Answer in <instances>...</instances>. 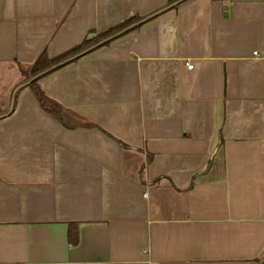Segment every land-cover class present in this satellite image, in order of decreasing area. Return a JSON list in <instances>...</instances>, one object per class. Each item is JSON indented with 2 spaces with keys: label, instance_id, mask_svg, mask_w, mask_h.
Masks as SVG:
<instances>
[{
  "label": "crops",
  "instance_id": "crops-1",
  "mask_svg": "<svg viewBox=\"0 0 264 264\" xmlns=\"http://www.w3.org/2000/svg\"><path fill=\"white\" fill-rule=\"evenodd\" d=\"M0 264H264V0H0Z\"/></svg>",
  "mask_w": 264,
  "mask_h": 264
},
{
  "label": "trees",
  "instance_id": "trees-1",
  "mask_svg": "<svg viewBox=\"0 0 264 264\" xmlns=\"http://www.w3.org/2000/svg\"><path fill=\"white\" fill-rule=\"evenodd\" d=\"M138 18L133 17L132 19L121 23L120 25H117L114 28H111L105 32L100 33L96 37L86 38L84 42L70 50H67L66 53H63L61 55L55 56V57H49L46 53H43L36 61L35 63L29 68L30 69V75L32 77L38 76L40 74H46L51 72V70L55 69V67H58L62 63L68 61L70 58H73L74 56L80 55L82 52H84L85 49H87L90 46H93L95 44L100 43L101 41L107 40L113 36L116 35L117 32L122 31L125 27L128 25H131L132 22L136 21ZM39 77H36L34 80L30 82V86L37 97L38 101L41 102L42 106L49 112L54 113L55 115L59 116L61 115L63 111V107L58 104L55 101H51L45 94L44 90L41 88L40 85H38Z\"/></svg>",
  "mask_w": 264,
  "mask_h": 264
},
{
  "label": "built area",
  "instance_id": "built-area-1",
  "mask_svg": "<svg viewBox=\"0 0 264 264\" xmlns=\"http://www.w3.org/2000/svg\"><path fill=\"white\" fill-rule=\"evenodd\" d=\"M263 1V0H262ZM189 68H193L194 65H192L191 63H188Z\"/></svg>",
  "mask_w": 264,
  "mask_h": 264
},
{
  "label": "water",
  "instance_id": "water-1",
  "mask_svg": "<svg viewBox=\"0 0 264 264\" xmlns=\"http://www.w3.org/2000/svg\"><path fill=\"white\" fill-rule=\"evenodd\" d=\"M41 75V74H40Z\"/></svg>",
  "mask_w": 264,
  "mask_h": 264
}]
</instances>
